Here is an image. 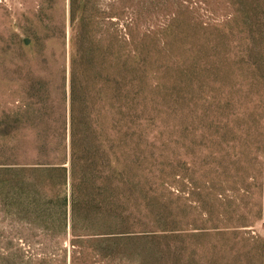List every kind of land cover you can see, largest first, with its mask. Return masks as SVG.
<instances>
[{
  "label": "rangeland",
  "instance_id": "1",
  "mask_svg": "<svg viewBox=\"0 0 264 264\" xmlns=\"http://www.w3.org/2000/svg\"><path fill=\"white\" fill-rule=\"evenodd\" d=\"M260 22V0H0V264H264L263 192L245 180L246 162L264 160V103L240 119L218 90L201 102L181 68L200 31L222 27L235 40ZM116 37L129 56L160 42L163 63L147 74L158 103L146 98L132 124L142 161L127 167L135 225L114 233L121 256L103 260L115 239L100 240L94 199L72 244L68 186L28 168L66 153L73 79L86 103L78 116L96 129L100 61L116 53L103 45Z\"/></svg>",
  "mask_w": 264,
  "mask_h": 264
},
{
  "label": "trees",
  "instance_id": "2",
  "mask_svg": "<svg viewBox=\"0 0 264 264\" xmlns=\"http://www.w3.org/2000/svg\"><path fill=\"white\" fill-rule=\"evenodd\" d=\"M260 3L264 7V0H260ZM253 32L258 37L255 40L252 35L254 33L248 29L238 30V35L242 37L234 40L223 38L228 32L222 27H213L211 32L200 31L197 41L184 48L187 56L181 63L184 71H193L197 78L198 90L201 92L198 99L201 102H206L207 89L218 90L222 92V99L238 103L232 108V114L244 120L264 103V22H260L258 29ZM117 38L116 46L113 47L111 43L103 45V48L106 45V48L116 53H110L100 61L103 98L102 103H98L96 129L92 128L87 119L80 120L78 116L81 109L85 111L86 103H76L73 79L66 153L58 157V161H38L28 168L31 172L47 174L44 176L47 182L51 181L49 174L56 175L58 186L64 190L68 186V194L64 191L63 200L70 205L72 244H75L78 213L80 209L90 207L94 199L100 221V240L105 241L108 239L106 237L115 239V249L107 254L102 253L103 260H114L121 256L120 243L116 241L118 238H113L114 233L131 229L135 225L126 214L127 195L130 191L127 167L132 162L142 161L137 154V143L132 139V124L141 118L139 113L145 109L143 103H146V98L148 103H158V82L147 80V74L159 73L163 63L160 42L150 45L143 43L142 48H146V52L129 56L127 43L121 46V39ZM131 44L132 51L141 49L140 41L133 39ZM141 84L147 88H141ZM202 114L205 115V109ZM259 146L261 148V144L258 149ZM250 161L253 167L251 171H245V180L248 181L250 177L254 181L259 180L257 185L263 192L264 202V160L257 157L248 160L245 170L250 168ZM66 162L67 165H64ZM136 182L142 186L140 177ZM261 212L264 214V204Z\"/></svg>",
  "mask_w": 264,
  "mask_h": 264
}]
</instances>
